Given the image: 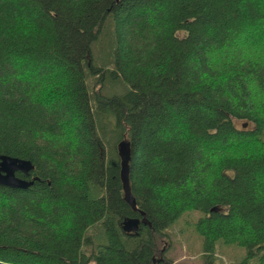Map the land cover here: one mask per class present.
<instances>
[{"label": "trees", "instance_id": "obj_1", "mask_svg": "<svg viewBox=\"0 0 264 264\" xmlns=\"http://www.w3.org/2000/svg\"><path fill=\"white\" fill-rule=\"evenodd\" d=\"M2 155L0 264H169L189 211L264 264V0H0Z\"/></svg>", "mask_w": 264, "mask_h": 264}, {"label": "rangeland", "instance_id": "obj_2", "mask_svg": "<svg viewBox=\"0 0 264 264\" xmlns=\"http://www.w3.org/2000/svg\"><path fill=\"white\" fill-rule=\"evenodd\" d=\"M200 217L202 214L197 211L183 213L165 230V236L156 240L154 259H164L169 264H205L202 238L195 231ZM245 256L244 248L219 242L214 248L212 264H241ZM255 263L252 259L247 264Z\"/></svg>", "mask_w": 264, "mask_h": 264}, {"label": "water", "instance_id": "obj_3", "mask_svg": "<svg viewBox=\"0 0 264 264\" xmlns=\"http://www.w3.org/2000/svg\"><path fill=\"white\" fill-rule=\"evenodd\" d=\"M119 148L122 152V166L126 171L125 163L128 158V153L124 150L127 149V143H121ZM32 170L33 166L29 161L2 155L0 156V186L10 189H26L33 184V181L19 178L17 174L20 173L24 177H28ZM138 224V220H130L124 224L123 229L127 232H136Z\"/></svg>", "mask_w": 264, "mask_h": 264}]
</instances>
